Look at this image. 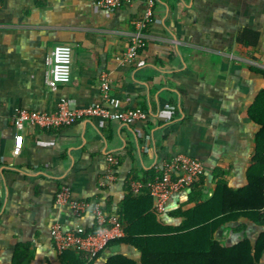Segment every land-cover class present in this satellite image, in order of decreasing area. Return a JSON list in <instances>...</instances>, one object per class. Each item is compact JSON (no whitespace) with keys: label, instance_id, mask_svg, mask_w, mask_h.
I'll list each match as a JSON object with an SVG mask.
<instances>
[{"label":"crops","instance_id":"0c3cea01","mask_svg":"<svg viewBox=\"0 0 264 264\" xmlns=\"http://www.w3.org/2000/svg\"><path fill=\"white\" fill-rule=\"evenodd\" d=\"M153 1L145 45L135 62L120 64L146 0L113 10L97 0H0V264H76L79 253L58 252L50 228L91 229L94 217L90 210L77 217L58 203L62 185L72 198L117 213L134 176L188 155L203 163L202 182L172 195L161 215L151 202L157 220L176 226L182 218L169 213L208 199L218 179L233 189L247 183L260 127L247 111L264 90V0ZM57 44L72 49L71 77L51 89L45 58ZM61 98L112 110L141 105L149 118L125 124L91 117L51 129L28 124L13 156L17 110L52 111ZM108 155L117 159L111 170ZM262 232L264 223L240 216L215 236L226 246L246 237L253 246ZM113 255L141 264L140 251L120 241L84 264H106Z\"/></svg>","mask_w":264,"mask_h":264},{"label":"trees","instance_id":"16d2710c","mask_svg":"<svg viewBox=\"0 0 264 264\" xmlns=\"http://www.w3.org/2000/svg\"><path fill=\"white\" fill-rule=\"evenodd\" d=\"M247 112L260 127L254 138L255 148L245 185L233 189L224 179H218L208 199H198L191 208L179 207L169 213L182 218L176 226L157 220L150 209L152 197L147 187H143L138 195L130 190V194L124 197L120 209L114 214L122 224L125 223V234L114 241L136 247L141 254V264H258L264 248V232L253 246L246 237L226 246L215 236L220 225L240 216L264 223V90L257 94ZM159 175L161 169H152L131 180L146 183ZM202 180L201 174L191 188H196ZM71 251L76 253L74 250L62 253L65 257ZM78 257L76 264H84L80 254ZM106 264L136 263L122 255H113Z\"/></svg>","mask_w":264,"mask_h":264},{"label":"built area","instance_id":"2783aa9c","mask_svg":"<svg viewBox=\"0 0 264 264\" xmlns=\"http://www.w3.org/2000/svg\"><path fill=\"white\" fill-rule=\"evenodd\" d=\"M132 1L97 0L96 5L104 9L113 10ZM153 6V0H146L141 15L132 19V31L128 36L127 47L118 58L120 64L132 63L137 60L140 49L145 45V29L153 19ZM71 59L72 49L67 44L55 45L50 54L46 56L45 64L48 67L46 82L51 89H56L59 84L70 81ZM100 80L103 96L107 97L109 81L106 72L100 74ZM91 117L102 119L116 118L122 123L132 124L146 121L149 118V112L141 105L122 110H112L99 103L78 107L72 99L68 98H61L52 111H34L19 108L13 119L17 135L14 137L12 155L17 156L21 151L23 144L21 131L25 125L29 124L38 128L51 129L72 125ZM107 162L109 170H111L117 163V159L112 155H108ZM203 172L204 165L199 159L178 153L162 164L161 175L146 183L140 180H132L130 184L133 193L136 194L143 187H147L153 201L152 209L156 214L161 215L166 212L167 202L172 195L185 192L187 188H191L192 183ZM107 178H112L111 173L107 175ZM56 201L68 204L73 215L77 217H81L88 210L92 212L94 217V225L91 229H87L83 225L65 229L60 223L52 224L50 235L58 252L74 250L87 263L104 251L112 241L123 237L125 234L124 226L118 215L107 213L98 202L72 198L66 185H62L59 188L56 194ZM262 212L264 213V209Z\"/></svg>","mask_w":264,"mask_h":264}]
</instances>
